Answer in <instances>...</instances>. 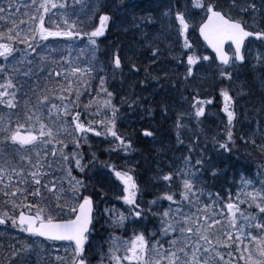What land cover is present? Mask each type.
I'll list each match as a JSON object with an SVG mask.
<instances>
[{
  "label": "snow or ice",
  "instance_id": "1",
  "mask_svg": "<svg viewBox=\"0 0 264 264\" xmlns=\"http://www.w3.org/2000/svg\"><path fill=\"white\" fill-rule=\"evenodd\" d=\"M32 5L36 6V14L30 17V26L26 34H21L20 29L13 22V26L7 28L6 31L0 30V57H3L7 62L10 58H14V54L18 51L21 54L20 64L27 61L30 66L33 62V56L39 58L41 64L48 61V56L41 52L45 47L40 41H48L50 37H66L69 40L81 36H87L89 44L96 45V38L105 35L107 29L110 28L111 23L114 22V17L111 14L110 8L114 7L117 12L130 11L136 7L131 3V0H112V4L106 5L99 3L95 4L89 0H73V7L79 6L84 14L90 13L87 19L92 22L93 27L91 31H85L83 25L84 20L81 19V12L73 10L71 15L67 13L69 5L67 0L65 3L57 4L53 0H41L36 5V0H32ZM13 7L11 0L8 3V9L0 4V20L5 19L6 15H11L9 9ZM51 9H64L65 19L63 20L64 27L61 29L57 24V30L53 31L46 27V15ZM164 15L168 18V27L174 28L177 34V40L183 38L182 47L187 50L184 55H187V70L185 79L195 75L194 68L200 66V62H208L209 65H215V73H218L221 83L228 81L231 83L234 79L238 69L247 63L245 54L246 41L250 38H255L256 41L264 43V0H175ZM75 16L76 19H71ZM248 16L251 23L244 19ZM197 17L199 18L197 20ZM98 18V24H95V19ZM140 20L150 19L149 17H140ZM136 20V17H133ZM198 28L199 36L203 41L215 52V58L211 59L208 55H199L194 51V45L190 42L189 31H195ZM230 42V43H229ZM24 44V49H17L16 45ZM228 44L229 49H233L231 54L226 50L225 45ZM152 48L153 61L160 54L159 47ZM93 55L95 47L90 49ZM219 62L218 64L216 62ZM256 65L264 68V52H258L255 57ZM113 75L119 70L123 73V60L120 56L119 49H117L112 61ZM254 65L253 67H256ZM6 65L0 64V72L6 71ZM14 71H22L15 66ZM147 71V69H145ZM30 71V68H29ZM87 69H80L73 67L72 72L78 74H86ZM130 72H138L139 68L135 62L131 63ZM28 75V72L24 73ZM51 75V73H50ZM55 76L59 78L61 72L57 71ZM67 79V78H66ZM105 78L101 77V91L108 97L104 101V107L110 108L113 117L107 122L104 120L94 121L89 120L86 125L82 122L81 113L79 109L78 85L74 86L71 80H67V88L61 89V93L67 91L69 95L73 91L76 92L77 99L65 103L68 97L61 94L57 97L61 104L51 102L48 95H41L38 97L35 105L29 101H25L26 111L22 116L13 122L9 120L5 126L3 120L0 119V157L8 148L16 149L19 159L22 163L31 166L32 169L25 174V169L15 166L6 169L5 165L9 161L5 158L4 164H0V184L3 188L0 193L4 196V203L6 207H10L11 211L4 210L0 212V224H5L8 219L11 220L12 225L19 226L20 230L29 233L33 237H43L50 241H67L72 251L71 264H90L86 257V244L90 235V226H93L95 219L94 208L95 201L91 194L87 193V185L85 181L76 179L72 176V169L68 167L72 161L75 162V167L84 173L86 165L82 163L80 153L73 151L71 154H64L63 148L66 147L61 135L72 138V142L78 149L81 139L87 140L86 134L94 132L96 136L102 135L100 131L93 128L94 123H99L105 128V135H110L119 142L117 147L128 151L132 148V143L125 137H122L115 130V115L117 110L111 105L112 92L104 87ZM264 86V79L261 81ZM22 87V86H21ZM12 90V91H9ZM17 86L11 77H6L4 83H0V104H6L10 110L18 108V101L16 100ZM220 96L223 98V111L227 116L229 130L227 132L228 143L233 142L232 127L236 119V112L234 109V98L230 95L228 88L220 89ZM135 103V102H133ZM211 100L200 101L197 100L193 107L196 109L195 118L197 123L200 122L201 117L205 116L204 104H211ZM131 107V105H129ZM45 109L47 114L45 115ZM86 110L91 109V102L85 105ZM162 110L167 113L168 105L163 104ZM53 111H55V120L53 121ZM99 107L93 115H99ZM63 117V119H62ZM70 117V120H69ZM59 126L54 128L53 123ZM184 127L178 119L176 123L177 128V142L183 143L180 139L179 129ZM144 137H154V132L144 129L142 132ZM243 138V137H242ZM246 143L248 141H245ZM228 143H219V148L225 151H230ZM251 143L256 145L255 140ZM43 145L44 155L41 158V152H35L36 161L33 163L32 151L38 146ZM53 145L52 157L57 156V151L60 152V157L65 164V171L68 178L70 194L65 190L57 188L55 180L47 183H42V177L48 175L43 172L44 164L47 163V147ZM56 146H60L57 148ZM264 152V144L256 145ZM185 165L190 169V158L185 157ZM208 164L211 167L210 160L203 158L196 160L197 166H204ZM51 167V164H48ZM123 185V195L119 199H123L125 204L134 206L132 215L136 218L133 223H139L140 218L145 215V211H152V206L158 203L159 199L170 202L169 208L162 213H154L160 216L161 220V239L155 244L150 245L143 233L135 234L134 238L125 242V254L119 255L120 241L117 237H112V245L109 247L108 261L109 264H212L213 260L217 264L224 261V256L216 251V245L213 243L211 237L214 235L213 229L217 225L222 224L220 217H228L231 228L236 229L234 236L231 231L225 233L224 238L232 241V244H226L225 247H234L241 253L247 252L248 256L243 255L237 259L246 260V264H264V236H258L255 233L264 234V181L261 182L259 190L252 192H245L244 195L248 199L239 200V203L228 202L223 204L219 211L216 208V202L213 205L205 204L203 209H198L193 216L185 214L180 207L184 201H191L192 197L196 196L194 188L197 175L195 172L189 170H178L176 172H167L162 174L158 179L166 182V190L157 200L149 201L147 210L141 208L137 196L140 192V186L137 183L131 169L118 170L114 164H105ZM213 175H216L213 171ZM27 177H31L34 186L30 193L27 190ZM7 177V183H5ZM180 178L182 181V190L179 192L180 199L175 197L176 192L170 191L175 178ZM15 180V182H13ZM246 186L251 182L245 181ZM41 187L46 188L49 192L56 195L55 209L49 205L41 207L39 204L25 203L28 196L33 198L41 197ZM11 189V190H9ZM22 198L18 202L17 198ZM67 197V198H66ZM219 198V194H217ZM231 200V196H229ZM247 203L249 208H253L255 214H246L241 211L239 204ZM172 205H176L173 209ZM16 209H20L19 215H16ZM33 209L35 211L33 212ZM224 209H227L225 212ZM25 210L28 214L25 213ZM111 213V209L105 210ZM54 212L56 214H54ZM240 212L244 223L237 225L236 213ZM127 217L121 213L113 220L117 226L126 227L125 221ZM246 233V234H245ZM167 241L165 247L164 241ZM245 240L249 244H245ZM253 241L257 242L255 250L256 255H253V249L249 246ZM74 245V247H72ZM25 251H30L28 247ZM155 255H152V254ZM215 253V255H213ZM15 255V253L13 254ZM231 257V253H229ZM257 256L259 258H257ZM101 264H103V256L101 257Z\"/></svg>",
  "mask_w": 264,
  "mask_h": 264
},
{
  "label": "trees",
  "instance_id": "2",
  "mask_svg": "<svg viewBox=\"0 0 264 264\" xmlns=\"http://www.w3.org/2000/svg\"><path fill=\"white\" fill-rule=\"evenodd\" d=\"M54 2L62 4L65 3V0H54ZM89 2L95 4L97 0H89ZM174 2L175 0H172V3ZM67 3L69 5L67 13L71 15L73 10L81 12V19L85 22L83 25L85 31H91L93 24L87 19L90 13L84 14L79 6H75L74 8L73 0H67ZM99 3L108 5L109 0H99ZM131 3L135 4L136 7L130 11H123V13H125L130 20H133V17L135 16V21L141 24L135 31V36H133L134 32L130 35H126L125 37L119 34L121 39L115 41L116 34L114 31L116 28L114 25L117 23L115 19L116 11L113 12L112 9H110L111 14L114 17V22L111 23V26L107 30L104 37L96 38L95 46L89 44L87 36H81L71 40L66 37H56L57 39L55 37H50L48 41H40L42 45H45V47L41 49V52L48 56L49 59L47 62L41 64L39 58L33 56V62L30 66L27 64V61L23 64H18L19 68L17 69H22V71H14V66L6 64L7 70L0 72V83H4L6 77H11L13 79V82L16 84L18 89L16 95L18 108L15 110L9 109L8 111L4 108H0V118L8 115V119L11 120L13 122V126H15V121H17L26 111L25 101H29L32 105H35L38 97L41 95H48L51 102L56 104L61 103V101L57 99V97L61 94L68 97V99L64 101L65 103L75 101L77 99L75 91H73L71 95H69L67 91H64L63 93L60 91L61 89H66L67 80H71L74 86L78 85V91L80 92L78 110L81 113L82 122L87 125L89 120H104L105 118H108V110L110 108L103 106L104 101L108 99L106 94L100 89L96 90L98 86L101 87V77L105 78L104 87L113 93L111 97V105L119 111L120 116L122 114L124 115L127 111L136 114L138 120L137 132H134L131 125L129 130L126 132H120L119 129H116V131L127 140L132 142L137 141V144L138 142H142L144 139L147 140V137L142 135V130L147 129L146 126L149 121L154 124L161 123L162 128L166 127L164 126L165 124H171L175 134H177L176 123L179 119L184 126H198V132V128L203 124L201 122L196 124V109L193 107V104H195L197 100H211V104H204L203 107L206 109L212 108L214 110H218V113L222 115L223 112L220 110V107L224 105V102L223 98L219 94L220 89L228 88L230 90V95H232V91L230 89L231 83L228 81L221 83L218 73H215V65L205 64L204 62H200V66L198 68H194V76L185 79L187 70V55H184V53H186L187 50L182 47L183 38H180L179 41L177 40L175 29L168 27V18L164 15L170 6V0H131ZM2 5L8 9L7 1L2 3ZM35 9L36 6H33L30 3V0L24 1L23 5H20L17 8L12 7L9 9L11 15H6L5 19L0 20V30L6 31L7 28L13 26L14 22L15 25L21 29V34H26L31 23L30 18L27 17L35 11ZM56 15L57 14L55 12L53 13L51 11L46 15V27L53 31L57 30V24H59L61 29L64 27L62 22L56 21ZM140 17H149L150 19L140 20ZM65 18L64 10V19ZM71 19H76V17L72 16ZM198 19L199 18L197 17V20ZM95 24H98V18L95 19ZM189 38L190 42L194 45V51H197L199 55L206 54L205 51L201 52L202 45L198 41L195 31L190 29ZM130 43L132 46L134 45L137 48V59L135 58L126 62L125 58H131L132 56ZM17 45H21L19 47L23 49L25 48L24 44L17 43ZM149 45L159 47L160 49V54L154 61L152 59V48L149 47ZM92 47H95L94 55L92 51H90ZM117 49H119L120 56L123 60V72L127 71L129 73L126 77L127 81L125 82V85H123V88L128 90V93L127 91H123L122 99L118 94L111 91L109 87L111 82L115 83V77L121 75L119 70L116 71L115 76L113 75V65L111 63ZM127 49L131 50V52H126ZM178 55L181 57L177 58ZM13 59L18 61L17 58ZM70 62H74V65L79 68H84L89 65L90 69L83 75L73 73L72 68L76 66L69 67L68 64ZM132 62L136 63L139 68L138 72L129 71ZM0 64H2L1 60ZM145 69H147V71ZM57 71L61 72V76L59 78L54 76V73ZM25 72H28V75H25ZM163 75L168 77L167 80L162 78ZM148 76L160 77L164 82H155L148 78ZM158 93L162 96L160 101L156 99H149L152 94L157 95ZM90 102L91 109L86 110L85 105H88ZM163 104L168 105L167 113L162 110ZM129 105H134V107H129ZM98 107L100 114L98 116L93 115V113L97 111ZM175 107L176 110L174 109ZM103 110H107L105 112V116ZM174 112H176V114H174ZM46 114L47 109H45V115ZM223 117L227 118L225 115ZM115 118L117 119V117ZM54 120L55 111H53V121ZM53 121H49V123H53ZM98 124L99 123H94L93 125L95 127V125ZM226 128L227 126H225V131L220 138L222 143H228L227 132L229 128ZM153 129L154 128H152L151 131L154 132V137L151 138H156L158 133ZM103 135L104 134L102 133V137ZM68 138L72 139L71 137ZM211 139L212 136H208L207 133H200V131L195 139L186 140L181 138L183 143L179 144L181 146L180 149L183 152V159H185V157L190 158L191 168L189 169L184 162H181L180 164V161L174 168L177 169V167L183 166V168L191 172H195L198 179L207 173L212 175L211 172H209L211 167L208 164H205L204 166L196 165L197 159L203 158L204 160H207L205 148L211 146L214 149L217 147V144L214 141H211ZM65 140H67L66 137ZM104 142L108 144L107 154L109 155L107 157H102L104 156L103 153H100L104 150L102 147L93 149L89 152H87L86 147L81 149L80 155L82 157V163L87 166L86 170L89 168V164H91L93 166V170L96 171H102L103 165L106 163L116 165L115 160L118 159L115 157V153L112 152L116 151V144L114 145V141L112 140H104ZM174 143L178 142L176 141ZM228 147L231 149L230 151H225L219 148V151L221 150L220 153L225 157L236 156L241 161L244 160L254 166H257L260 168L261 173L264 174V162H260L256 157L251 156L247 152L245 145L238 139L236 133L234 132L233 142L228 143ZM136 149L137 151L135 152V155L140 156L141 147L137 145ZM68 150H70L69 147ZM68 150L66 153L70 154ZM43 155L44 153L41 154V158H43ZM5 158L9 161V163L5 165L6 169L13 166L18 169L23 167L25 169V174H27L29 170H35L32 169L30 165H25L20 161L19 155L14 148H8L6 150L4 156L0 157V164H4ZM32 159L33 163H35V154ZM48 164L54 165V161H52V157L49 152L47 156V163L44 164V168H49ZM117 167L120 166L117 165ZM117 169L125 171L128 170L126 167ZM138 169L139 168L135 166L134 169H132L131 174L135 175ZM86 170L84 173L77 175L76 178L85 181L87 185L86 194H91L94 201L97 202V198L101 196L102 192L99 188H96L93 181L86 178ZM109 172L110 170L107 168V173ZM72 174L74 175L73 170ZM56 176H59V173ZM211 177L216 180L215 176ZM26 178L29 180L30 177L26 176ZM138 184L140 186V192L138 193L137 200L140 207L145 210L149 207V201L157 200L161 197L164 191L169 190L166 188V182L164 181H160L159 184L156 183L157 186L150 189L144 188L140 182H138ZM26 186L31 187V184L27 183ZM203 186L205 193L202 196L196 195L192 197L191 201H184L180 205L185 214L193 216V214L197 213L198 209H203L205 204L213 205L214 202H216V208L217 211H219L220 207L227 203L225 195L222 191L213 189L210 184L203 183ZM178 187L179 186H177V184L173 181L170 191H175ZM66 189L70 190L69 186ZM31 191H33L32 187L31 190H28V192L30 193ZM179 192H177L175 197L177 200L180 199ZM41 193L44 202H49V206L55 209L56 195L48 194V190L43 187H41ZM217 194H219V198L217 197ZM119 196L120 195H115L114 201L109 203V201H111L109 200L106 204L108 209L110 208L109 205H111L114 209L122 210L121 213L127 217V220L125 221L126 227L117 226L113 223V220L106 222L102 219L94 222V234L90 236L89 244L86 246V257L90 264H101L102 256L103 264H109L108 252L109 247L113 243L112 237L119 238V255L121 256L125 254V242L131 241L135 234L143 233L150 245L155 244L156 241L161 239L162 233L160 216L155 215L154 213H162L164 210L168 209L170 202L159 199L158 203L152 206V211H145V215L140 218V222L133 223L136 219L132 215L134 206L127 205L124 201L118 202ZM28 197V200L32 202L33 197L30 195ZM172 207L175 209L176 205H172ZM239 207L243 208V211L246 213L250 210L249 206H246L245 203ZM18 210L19 209H16V213ZM147 212L151 214L150 217L153 219V224L151 223V225H148V220L145 217ZM54 214L56 213L54 212ZM220 219L223 222L221 225H217L213 229L214 235L211 237L213 243L216 245V251H219L224 256V261L220 262V264H246V260L237 259L241 256L240 251L234 247L224 246L226 244H232V241L224 238L225 233L228 231L227 227H225L228 224L226 217H220ZM14 228L15 227L12 225L11 220H7L5 225L0 226V232L5 231L3 235H0V264H54L51 259L53 257L49 256L51 254L48 253V245H50V243L40 241L41 244L39 243V245L36 246L32 243V241L34 242L36 239L26 236L23 231L20 230L17 233V236L19 237L18 240H24L23 242L25 243H21L24 246L18 245L16 243L17 240L13 239ZM164 243L165 247H167L166 240ZM25 245L29 246L28 248L30 251H25V248L27 247ZM14 253L15 255H13ZM229 253H231V257L229 256ZM152 255L155 254L153 253ZM213 255H215V253H213ZM244 257L246 258V256ZM124 264H128V262L125 261ZM212 264H217V261L213 260Z\"/></svg>",
  "mask_w": 264,
  "mask_h": 264
},
{
  "label": "rangeland",
  "instance_id": "3",
  "mask_svg": "<svg viewBox=\"0 0 264 264\" xmlns=\"http://www.w3.org/2000/svg\"><path fill=\"white\" fill-rule=\"evenodd\" d=\"M5 1H7V3H9V0H1L0 4L4 3ZM24 1H26V0H24ZM24 1L23 0H11V3L14 7L17 8L20 5H23ZM40 2H41V0H36L37 5ZM53 2H54V0H53ZM30 3L32 4V0H30ZM50 11L55 12L57 14L56 15V21L57 22L63 23V20H64V10L63 9H59V10L58 9H51ZM35 13H36V9L31 14H29L27 18H30ZM243 18L248 20L249 23H251V19L248 16H244ZM20 31H21V29H20ZM19 46H21V45H16L17 49H23ZM258 52H264V43H261V42L256 43L254 41H249L246 44L245 54H246V58H247V63L245 64V66L241 70H238V72L235 74L234 79L230 85L231 86L230 89L232 91V95L234 98V109L236 112V119L234 121V126L236 128L235 132L241 138L243 137L245 144H246L245 141H248L247 143H251V141L254 139H260L261 141L264 142V131L261 128L264 126V86H262V84H261L262 79H264V68H262L259 65H256L255 57L258 54ZM0 58H1L0 60L2 61V64H4V65L9 64V65L15 66L16 68H19L18 64H20L19 61L21 60V54L19 51L14 54V58H17L18 61H15L13 58H10L6 62L3 57H0ZM204 63L208 64V62H204ZM254 65H256V67H253ZM206 100L207 99H205L203 101H206ZM60 104H58V105H60ZM223 106L220 107V110H222V112H223L222 115H220V113H218V110H214V109L210 108V110L207 109V111L205 112V116L200 118V122L202 124L207 125L208 128L211 130H213V126H212L213 124L218 126L221 129L219 131V134L223 132L222 130H224L225 126H227L226 129L229 128L227 118L223 117L224 115L226 116V114L223 111ZM0 108H4L6 111L9 110V108L6 106V104H0ZM103 111H104V116H105V112L107 110H103ZM3 112H5V111H3ZM110 115H113V113L111 110H108V118ZM0 119L3 120V124L5 126L9 122L8 115H6ZM120 125H121L120 129L123 132H126L129 130V127L127 125H125L122 121L120 122ZM53 127L56 128V127H58V125L53 123ZM94 129L96 131H101L98 127H94ZM86 136H87L86 142H85V140L80 141V145L81 146L86 145L87 150H88V147H89V151H91L93 149H96V148L98 149V148L103 147V146L107 149L108 144L106 142H103L102 138H99L100 136L93 138L92 140H89V137H91L89 134H86ZM65 137H67V136L61 135L60 138L64 140V144L66 143V147L63 148V152H64V154L67 155L66 151L68 150V147L72 146V145H70L71 144L70 141L65 140ZM109 138H110V135H109ZM146 139L147 140L144 139L140 143L138 142V144L136 141V144L138 146H140L141 148H143L145 144H148L150 150L151 151L154 150V152H155L154 157H156L157 159L160 158L163 161L165 160L164 157H162L164 152H166L167 150H170V152H171V151H175L178 148H180V146L178 144H174L171 141V139H169L168 137H165L159 133H158L156 138L150 137V138H146ZM219 143H222V142L219 140V142L216 145L217 147H215L216 151H219ZM81 146L77 149L74 145V146H72V148L70 150H68V152L70 154L73 151L80 153L79 149H81ZM56 147L59 148L60 146H56ZM117 148L121 149V150H118L117 156H119V157H117V159H120V167H117V168L121 169L122 167H126V168L131 169V170L134 169V167L137 166L136 163H134V162H132V163L122 162V158H129L132 155H135V152L137 151V149H132V151L128 150L127 152H125V151H123L122 148H119V147H117ZM43 149H44L43 145L38 146L37 149H34L32 151V153H31L32 157L35 154V152L38 150L41 152V154L44 153ZM255 149L258 151H261L260 148L257 146H255ZM52 150H53V145H49L47 147V152H49L51 157H52V155H51ZM220 155L222 156V154H220ZM52 161H54V165H51V167H49V168L46 167V168L42 169L43 172L48 173V175H45L42 177V183H47L50 186V182L55 180L57 182V188L62 187L66 193L70 194V190L66 189L69 186L67 174L65 171L66 166L60 157L59 151H57V156L55 159H53V157H52ZM174 161H180V160L176 159ZM24 164L28 165L26 163H24ZM180 164H181V161H180ZM246 166L249 169H257V171L256 172L255 171L249 172V171H244L240 167H235L233 169H229V171L226 172L225 186H224L225 189H223L222 192L226 195L227 201L239 203V200L248 199L244 195L245 192H252L254 190L260 189L261 182L264 181V174L261 173L260 168H258L257 166H254L250 163H246ZM68 167H71V169L73 170L74 175L72 174V176L75 178L77 175H79L81 173L75 167L74 161H72L71 165H69ZM182 168H183V166H179L176 169V171L182 170ZM183 170H187V169L183 168ZM167 172H170V168H167ZM58 173H59V176H56ZM105 174L108 177V181H107L108 185L115 187L116 193L118 195L122 196L123 195V185L121 184V182L116 179L115 175L112 172L105 173ZM216 174H218V173H216ZM221 176H224V173H222ZM102 177L105 178L104 175H102ZM134 177L138 183L139 179H140L139 176L137 174H135ZM147 178H148V175L145 176V181H143L142 179L140 180V182L141 181L144 182L145 186L146 185L149 186V184L147 183ZM114 180H115L116 184L114 183ZM159 181H160V179H156V180L154 179L152 181V183H156V182L159 183ZM245 181H249V182H251V184L249 186H246ZM4 182L7 183V177H5ZM13 182H15V180ZM28 183H30L31 187L34 188L32 181H31V177L29 178ZM195 184H196V187L194 188V191L196 192V195H198V196L202 195L203 189H202L201 185L199 184L198 179H196ZM31 187H27V190H31ZM181 187H182V184H181ZM2 188H3V184H0V189H2ZM48 194L53 195V193H51L49 191H48ZM238 194H239V200L237 199ZM229 196H231V200H229ZM4 200H5V198L1 193L0 207H2V208H0V212H3L4 210L11 211L10 207H6ZM17 200H18V202H20L22 200V198L18 197ZM119 201L123 202V199H119ZM23 202L31 203V204H39L41 207H44L45 205H49V202H44L42 196L33 198L32 202H30L28 199L26 201H23ZM245 204H246V206L248 205L247 203H245ZM241 205L242 204H239V206H241ZM95 209H96V221H100V220L104 219V221L109 222L110 220H114L115 218H117L122 212L121 209H114L112 207L109 208L112 210L111 213L106 212L105 210L108 208L106 207V204L103 202L102 198L99 201L95 202ZM240 210L243 211V208H240ZM19 211H20V209L18 210V212ZM34 211H35V209H33V212ZM224 211L226 212L227 209L226 210L224 209ZM25 213H27L26 210H25ZM246 214H255L254 206H253V208H250L249 212ZM226 219H227L228 224L225 227H227L228 231H231L233 233V235L235 236L236 235V229L230 227V225H229V219L230 218L226 217ZM8 220H10V219H8ZM236 223H237V225L244 223V220L241 217L240 212L236 213ZM18 232H19V228H14L13 239L17 240L16 243L18 245H23L21 243H25V242H23L24 240H22V241L18 240V238H19L17 236ZM4 233H5V231L0 232V235H3ZM255 234L258 236H264V234H260V233H255ZM32 243H34L36 246L39 245L38 241H36V242L32 241ZM245 244H249V241L245 240ZM25 246L29 247L28 245H25ZM249 246L253 249V255L255 256L256 255L255 250L258 246L257 242L253 241ZM48 253L51 254L49 256L53 257V259L52 258L51 259H52V262L54 260L55 264H71L72 251H71V247L69 246V244H63L60 246L51 245L49 250H48ZM241 255H244L247 257L248 253L243 252V253H241ZM257 258H259V257L257 256Z\"/></svg>",
  "mask_w": 264,
  "mask_h": 264
},
{
  "label": "bare ground",
  "instance_id": "4",
  "mask_svg": "<svg viewBox=\"0 0 264 264\" xmlns=\"http://www.w3.org/2000/svg\"><path fill=\"white\" fill-rule=\"evenodd\" d=\"M118 2V0H117ZM112 4V0H109V6ZM112 9L113 12L116 11V9L114 7L110 8ZM115 19L117 21V23L114 25L115 29V34H116V39L115 41L121 39L119 37V34L122 36H126V35H130L131 33H133V36H135L136 34V30L139 28V26L141 25L139 22L134 21V20H130L125 13H123V11H119V12H115ZM136 40V38H135ZM131 46V50H132V56L131 58H125L126 62H129L133 59H135L137 57V48L136 46ZM131 50H126V52H131ZM181 56L178 55V58H180ZM137 59V58H136ZM128 66V65H127ZM129 68V67H127ZM129 75V73L123 72V74L119 75L118 77H115V83H110L109 87L110 90L113 91L114 93L118 94L119 97L122 99V92L127 91L123 88V85H125L126 77ZM147 77V76H146ZM148 78H150L151 80L155 81V82H159L162 83L164 82L163 79L167 80L168 77H166V75H163L162 78L160 77H153V76H148ZM128 84V83H127ZM161 91V90H160ZM156 96V98H155ZM161 95L158 93L157 95H151V97L149 99H156V100H161ZM131 107H134V105H131ZM176 110V107L174 108ZM174 114H176V112H174ZM123 117V123L125 125H127L130 128L134 129V132L138 131V120L136 117V114L132 113V112H126L124 113V115L122 114ZM149 121V120H148ZM198 124V123H196ZM146 126V125H145ZM164 128L161 127V123H157L154 124L151 121L147 122V126L146 128L151 130L152 128H154L153 130L159 134H162L165 137H168L169 139H171V141L174 143L177 141V134H175V131L173 129V126L171 124H165ZM213 126V130L209 129L207 125L203 124L202 126H200L198 128V132L200 131V133H207L208 136H212L211 141H214L216 144L219 142L224 130H222L223 132L219 134V131L221 130L218 126H216L215 124L212 125ZM197 127L196 125H188V126H184L179 130L180 133V139H186V140H192L195 139V137L198 135L197 132ZM262 130L264 131V126L261 127ZM143 131V130H142ZM236 136L238 137L239 140H241V142L245 145V148L247 150V152L251 155L257 158L258 161L260 162H264V152L262 151H258L255 149L256 145H261L264 144L263 141H261L260 139H254L256 142V145H253L252 143H244V139L241 138L238 134H236ZM248 137V136H247ZM246 138V137H245ZM217 140V141H216ZM247 140V139H246ZM174 144H178L180 146L179 143H174ZM181 148V146H180ZM178 148L175 151H171L167 150L166 152H164V154L162 155V157H164V161L160 158H156L154 157V150L151 151L148 144H145L143 148H141V152H140V156H136V155H132L129 158H122V162H127V163H136V165L138 166V170L136 172V174L139 176V182L142 179L143 181H145V176L148 175L147 178V183L149 184V186H145L144 182L141 181V185H143L144 188H152V187H156V183H152V181L155 179H158V177H160L162 174L167 173V168H170V172H175L176 169L174 167L177 166V164L179 163V161H174L176 159H179L181 162H184L183 159V155H182V151L181 149ZM104 149V148H103ZM104 156L102 157H107V149H104L102 152ZM205 153H206V159L210 160V164H211V168L210 171L212 175H210L209 173H207L204 176L199 177V184L201 185L202 189L204 188L203 183L204 184H210V186L213 187V189L217 190V191H223V189H225V178H226V172L229 171V169H233L235 167H240L242 168L244 171H257V169H249L246 166V161L244 160H240L238 157L236 156H230V157H225L223 154L222 156L220 155V151H216L215 148L213 149V147H208L205 148ZM92 155V154H91ZM115 164L120 166V159L115 160ZM90 168V169H89ZM89 168L86 170L85 176L87 179L91 180L94 182L96 188H99L100 191L102 192L101 196H99L97 199V201H99L101 198L103 199V202L106 204L107 201L113 202L115 195H118L116 193V188L112 187L111 185H108L107 181H108V177L105 174L107 172V168L105 167V164L103 165V169L102 171L98 170H93V166L91 164H89ZM173 168V169H172ZM178 168V167H177ZM140 171V172H139ZM213 171H215L216 175H213ZM222 173H224V176H221ZM102 175H104L105 178L102 177ZM211 176H215L216 180L211 177ZM88 180V181H89ZM162 181V180H160ZM159 181V182H160ZM175 184H177V186H179L174 192H179L181 191L182 187V181L180 180V178H175L174 179ZM159 184V183H158ZM181 188V189H180ZM110 190V191H109ZM204 190V189H203ZM111 206V205H109ZM107 207V204H106ZM108 208V207H107ZM151 214L147 212L146 214V219L148 220V225H151V223L153 224V219L152 217H150ZM153 227V226H152Z\"/></svg>",
  "mask_w": 264,
  "mask_h": 264
},
{
  "label": "water",
  "instance_id": "5",
  "mask_svg": "<svg viewBox=\"0 0 264 264\" xmlns=\"http://www.w3.org/2000/svg\"><path fill=\"white\" fill-rule=\"evenodd\" d=\"M197 36L199 37V39L201 40V42L205 45V47L207 48V50L209 51V52H211L213 55H214V57H215V52L211 49V48H209L208 46H207V44L203 41V38L202 37H200L199 36V31H198V29H197ZM250 39H254L255 40V38L253 37V38H250ZM230 43V42H229ZM228 44L226 43V45H225V47L227 46ZM233 50H234V48H233ZM219 62L217 61V64H218ZM19 215V214H18ZM17 215V216H18ZM91 227V226H90ZM27 234H29V233H27ZM30 235V234H29ZM40 239H42V240H46L45 238H43V237H39ZM48 241H50V240H48ZM53 242H61V241H53ZM64 242H67V241H64Z\"/></svg>",
  "mask_w": 264,
  "mask_h": 264
},
{
  "label": "flooded vegetation",
  "instance_id": "6",
  "mask_svg": "<svg viewBox=\"0 0 264 264\" xmlns=\"http://www.w3.org/2000/svg\"><path fill=\"white\" fill-rule=\"evenodd\" d=\"M131 143H132V148L130 149V151H132V149H136L137 148V144H136V142H132L131 141ZM119 150V149H118ZM118 150H116L114 153H115V156H117L118 155ZM117 157H119V156H117Z\"/></svg>",
  "mask_w": 264,
  "mask_h": 264
}]
</instances>
